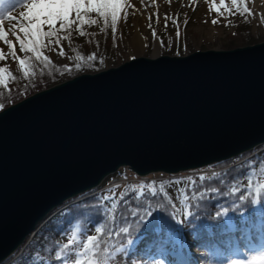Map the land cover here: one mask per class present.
I'll return each mask as SVG.
<instances>
[{"label":"water","instance_id":"obj_1","mask_svg":"<svg viewBox=\"0 0 264 264\" xmlns=\"http://www.w3.org/2000/svg\"><path fill=\"white\" fill-rule=\"evenodd\" d=\"M264 142V39L134 56L0 110V262L119 167L177 173Z\"/></svg>","mask_w":264,"mask_h":264},{"label":"trees","instance_id":"obj_2","mask_svg":"<svg viewBox=\"0 0 264 264\" xmlns=\"http://www.w3.org/2000/svg\"><path fill=\"white\" fill-rule=\"evenodd\" d=\"M84 30L86 35L83 37L79 36V38H75V33L72 30L71 43L67 41L72 49L78 48L77 52L79 55H92L93 42L100 49L101 55L106 54L110 50L114 43L113 34L111 28H105L103 21L98 30L91 31L86 26ZM239 31L244 34L242 39H239ZM61 34L64 35V33ZM225 36L228 40L225 46L227 48L260 39L252 37L246 22L239 23ZM26 56H31V54H26ZM33 63L36 62L33 60ZM99 64L100 61L96 57L93 61L82 63L81 69H98ZM54 68L55 70L42 68L38 65V74L29 80H24L18 72V67H16L13 74L16 75L17 81L9 83L11 96L4 99L5 107L36 91L62 81L63 72L73 75L79 71L75 66L71 67L70 71H65L63 65L54 64ZM129 173L133 174L130 171ZM200 176H204L206 179L201 181L199 179ZM174 177H180L184 180L183 193H186L189 198L184 199L182 197V200L186 204L185 211L193 213L191 223H176V220L188 219L183 216L184 209L175 206L176 216L172 217V206L168 205L167 200L162 201L161 199L166 193L163 188L164 182ZM189 178L195 182V186L199 188L200 192L206 194V199L200 198L198 194L193 195L192 191H190L192 186L189 184ZM152 182L155 184L158 195L149 198L154 211L151 226L141 229L131 227V235H117L116 229L119 225H113V235H105L103 237L101 249H92L91 252L84 255L85 249L83 247L81 249L75 247L74 240L81 236L97 235L94 231L96 226L94 221L103 222L102 218L97 217L94 206L97 203V198L105 193L99 190L98 187H94L66 199L61 205L54 208L36 226L33 233L28 234L24 242L7 255L0 264H77V262L79 264H86V262L87 264H96L97 260L101 261V264H105L109 260L112 261L116 254H120L126 261L132 259L135 255L143 253H156L165 256L158 250L155 243L156 235L153 229L157 224L165 230L178 229L188 239V243L203 249L205 254H210L217 250L220 251L219 246L221 244L228 245L229 242H234L240 236H244L245 242L250 246L264 244V231L260 228L259 220L255 224H251L249 221V224L241 226L240 216L230 212L240 230L235 233L227 231L222 234L221 228L226 226L214 215L217 210V204L231 206L233 203H237L248 206L246 214L249 216L253 215L251 207L260 206H249V201L256 197H264V142L234 156L201 167L184 170L174 176H166L156 180L130 181L122 185L121 191L139 183L147 184ZM214 188L221 189L224 194L212 192L211 189ZM131 195L132 193L129 192L128 196ZM241 195L246 198L244 201L239 200ZM114 199L119 200V195ZM143 200L144 197L141 196L139 201L133 202V208H135L137 203L143 202ZM161 202L166 205L164 209L155 207L156 204ZM172 204L175 205L173 201ZM118 206L122 208L123 204ZM131 219L134 220L135 217H131ZM77 224L81 225L78 231L75 230V225ZM189 230L198 233L200 238L198 240L192 239L188 236ZM69 231H72V234L66 238ZM252 235H255V241L251 239ZM70 238L73 239V244L65 248L64 245L68 244ZM129 240L132 242L129 243ZM74 252L80 253V255L74 256ZM94 252H99V256H94ZM168 252L169 254L166 256L171 255V248L168 249ZM232 252L237 254L235 249ZM179 254L178 251L176 256H179Z\"/></svg>","mask_w":264,"mask_h":264},{"label":"snow or ice","instance_id":"obj_3","mask_svg":"<svg viewBox=\"0 0 264 264\" xmlns=\"http://www.w3.org/2000/svg\"><path fill=\"white\" fill-rule=\"evenodd\" d=\"M143 4L144 0H140ZM155 3V0H152ZM20 7L24 11L19 12V15H13V9ZM132 5L127 3V0H0V41L7 46V54L0 49V61L6 60L7 57H11L13 61L18 64V72L22 75L24 80H29L38 74V65L42 68H54V61L44 54V50L56 51V48L61 45L62 41H68L71 43L72 30L79 34L80 37L86 35L84 30L86 25L94 26L98 23L97 19L91 18L90 14L95 13L99 19L104 22L105 28L110 24L113 39L115 40L117 33V24L121 18L122 11L127 16V9L131 8ZM233 10L238 12L241 16H252L253 13L247 7L245 0H231V8L227 7L225 0H219V4L216 0H212L209 5V11L216 12L221 16L225 12L233 13ZM151 21L152 16L148 17ZM165 28L168 26V21L171 20L177 27V38L180 36L179 22L178 19L172 18L170 15L165 14ZM261 20L264 22V14H261ZM8 21L9 27H4L5 22ZM157 23L159 19L157 18ZM213 25L218 23L217 19L211 21ZM187 20H185V26ZM151 27V24H149ZM47 29V30H45ZM64 33V35H61ZM152 35L154 38L157 37V32L153 29ZM9 36L14 37L16 44L19 45V52L24 54H31V56L17 55L16 44L13 39ZM162 43V41H161ZM61 58H69L80 61L75 63V68L79 69L82 63L85 61H93L96 59L95 55H79L75 57H66V53L63 48L57 53ZM33 60L36 63H33ZM65 71H70L68 65H64ZM17 77L13 74L9 67L0 66V110L5 107L4 99L11 96V89L9 88L10 82H16ZM201 181L205 180L206 177L200 176ZM180 183V181H176ZM189 184L192 186L190 191L193 195L198 194L200 198L206 199V194L200 192L199 188L195 186V182L189 178ZM119 185H114L113 189L109 190L108 194L101 195L97 198V203L94 209L97 212V217L102 218L103 222H95L96 226L94 231L97 235H87L83 238L82 247L85 249L84 255L91 252L92 249H101L102 240L105 235H113V225H119L116 229V234L131 235L130 228L135 227L137 229L151 226L154 211L153 206L149 202L150 197L158 195L157 189L154 182L152 183H139L135 186H129L127 190L119 192V200L114 199L116 195V189ZM163 191V189H161ZM214 193H222L221 189H211ZM131 192L132 195L128 196ZM184 199H188L186 193L181 194ZM143 196V202L136 204L133 208V202L139 201V198ZM167 200L168 205L173 208L172 217L176 216L175 205L172 204V200L168 194L161 198ZM246 198L241 195L240 201H244ZM183 202V200L181 201ZM119 204H123V207H119ZM260 205L259 207H251L252 216L246 214V208L248 206L233 203L231 206H224L217 204L214 215L218 220H221L223 225L226 227L221 228V233L231 231L233 233L239 231L233 215L238 214L240 216V225L255 224L259 220L260 228L264 231V197H256L249 201V206ZM155 207L164 209L166 205L161 202L155 205ZM186 220H176V223H191V217L193 213L191 211H185L183 213ZM135 217V219H131ZM81 225H75V230L78 231ZM156 235V246L158 250L168 255V249L171 248V255L176 256L179 250L185 249L188 244V239L178 229L165 230L159 224L153 229ZM211 234V233H210ZM214 235V234H213ZM188 236L194 240H198L199 234L189 230ZM132 241L129 240V243ZM73 244V239L68 240V244L64 247L67 248ZM257 255L264 258V249L255 250ZM74 256L80 255V253H73ZM94 256H99V252H94ZM253 259L250 257L245 261H237L230 259L226 261V264H253ZM79 264V262H77ZM87 264V262H86ZM96 264H101V261L97 260ZM145 264H162L160 260H151L145 262ZM169 264H177L176 260L169 261Z\"/></svg>","mask_w":264,"mask_h":264},{"label":"rangeland","instance_id":"obj_4","mask_svg":"<svg viewBox=\"0 0 264 264\" xmlns=\"http://www.w3.org/2000/svg\"><path fill=\"white\" fill-rule=\"evenodd\" d=\"M133 1L134 0H127V3L131 4L132 7L127 9L126 19L125 14L122 11L121 18L117 24L116 37L115 40L113 39L114 43L110 50L106 54L101 55L100 49L96 46L95 42H93L92 55H95V57L98 58V61H100V64L98 65L99 68L86 70L79 68V71L76 74L113 67L134 56L153 57L161 54L183 55L196 49L227 48L225 46L228 40L225 35L241 22H246L252 37L260 38L258 41L264 39V22L261 20V14H264V8L259 7L256 12L252 7L251 0H245V2L247 7L253 13L252 16H241L235 10H233V13L231 14L225 12L224 15L221 16L216 12L209 11V5L212 0H165V5L163 7L159 3V0H155L159 4H157V6H155L152 0H144L143 4H141L139 0L138 2L141 7L140 12L137 13ZM216 3L219 4V0H216ZM225 3L227 7L231 8V0H225ZM21 11H24V9L17 7L13 9L12 14L18 16ZM165 14L170 15L174 19H178L180 32L179 38H177V27L171 20L168 21V26L165 28ZM90 16L93 19H97L98 23L94 26L86 25V28L91 31L98 30L102 20L99 19L95 13L90 14ZM136 16H141L144 20L142 21L143 23H140L138 26H136L135 22L137 19ZM149 16H152L151 21L148 19ZM157 18L159 19V23H157ZM213 19L218 20L216 25L211 23ZM185 20H187L186 26ZM9 23L10 22L8 21L5 22L4 27L6 29L9 27ZM149 24H151V27H149ZM109 28H111L110 24L107 29ZM153 29L157 32L156 38L152 35ZM73 31L75 33V38H79V34L75 31V28H73ZM136 33H141L143 44L141 49L130 51L129 42ZM238 35L239 39L244 37L242 31H239ZM9 38L13 39L14 44H16L14 37L9 36ZM60 48L64 49L66 57H75L78 54V48L72 49L67 41H62L61 45L56 48V51L45 50L44 54L48 55L54 61V64L63 66L68 65L69 68L74 67L75 63L80 62L74 59L61 58L57 54ZM0 49L7 54L8 48L2 41H0ZM16 52L21 58L26 56V54L19 52L18 44H16ZM0 66L9 67L11 71L14 72V69L18 67V64L9 56L6 60L0 61ZM76 74L72 75L68 72H63L62 80L71 78ZM108 178V176L105 177L101 185L98 187V189L104 191L105 194H108L109 190L113 189L114 186L106 185ZM176 181H180V183H176ZM183 184L184 180L182 178L174 177L164 182L163 188L175 206L182 208L185 211L186 204L181 202ZM122 185L123 184H120V187L116 189V195L113 198L119 195V192L122 190ZM70 234H72V231L67 233L66 238H68ZM84 237L85 236H81L80 238L75 239L74 246L81 249L82 242H85L83 240ZM251 239L255 241V235H252ZM231 247L236 250L237 254L232 252L233 250ZM219 249L220 251L217 250L216 252L205 254L203 249L188 243L185 249L179 250V256H163L156 255V253H143L135 255L132 259L126 261L120 254H116L112 261L109 260L105 262V264H145V262L151 260H160L162 261V264H169V261L172 260H176L177 264H226V261L230 259L245 261L250 257L254 258L253 264H264V258L260 257L255 251H253V249L257 251L264 249V244L250 246L245 242L244 236L237 237L234 242H229L228 245L221 244ZM230 249L231 251H229Z\"/></svg>","mask_w":264,"mask_h":264},{"label":"built area","instance_id":"obj_5","mask_svg":"<svg viewBox=\"0 0 264 264\" xmlns=\"http://www.w3.org/2000/svg\"><path fill=\"white\" fill-rule=\"evenodd\" d=\"M116 174L110 176L106 182L107 186H112V185H119L123 184L129 181H135V180H147V179H161L164 178V176H169L166 172L162 171H156V172H151L148 174L144 175H133L129 173V170L125 167L122 166Z\"/></svg>","mask_w":264,"mask_h":264},{"label":"bare ground","instance_id":"obj_6","mask_svg":"<svg viewBox=\"0 0 264 264\" xmlns=\"http://www.w3.org/2000/svg\"><path fill=\"white\" fill-rule=\"evenodd\" d=\"M139 0H134L133 1V4H134V6H135V9H136V12L137 13H139L140 12V7H141V5H140V3L138 2ZM164 2H165V0H159V3L161 4V6L163 7L165 4H164ZM142 4V3H141ZM155 6H157V4H158V2L157 1H155ZM251 4H252V7H253V9L257 12V10L259 9V7H261V8H264V0H251ZM159 5V4H158ZM155 6H153V7H155ZM152 9V8H151ZM135 17V16H134ZM136 20H135V22H136V26H138L140 23H143L142 21H144L143 20V17H141V16H136ZM135 19V18H134ZM142 44H143V40H142V35H141V33H136L133 37H132V39H131V41L129 42V50L130 51H136V50H138V49H141V47H142ZM156 49V48H155ZM233 250V249H232ZM157 255V254H156ZM159 255V254H158ZM183 261V260H182ZM192 264V263H191Z\"/></svg>","mask_w":264,"mask_h":264}]
</instances>
